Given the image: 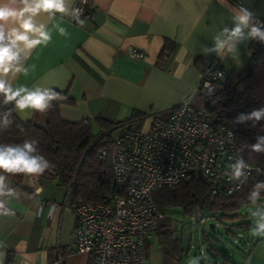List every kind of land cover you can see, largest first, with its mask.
Masks as SVG:
<instances>
[{"label":"crops","instance_id":"obj_1","mask_svg":"<svg viewBox=\"0 0 264 264\" xmlns=\"http://www.w3.org/2000/svg\"><path fill=\"white\" fill-rule=\"evenodd\" d=\"M87 2L85 26L65 22L62 26L70 35L63 37L54 31L52 43L34 50L27 61L29 66L35 65L29 76L18 78L21 84L41 83L66 90L74 103L61 104L59 113L69 121L92 122L101 117L117 123L136 112L148 116L167 111L195 86L202 62L218 57L205 54L203 47L212 46V37L224 25L232 26L227 3H243L264 21V0ZM250 43L240 45L236 59L218 57L226 74L248 64ZM131 47L142 56L129 57L126 49ZM193 103L204 106L199 98ZM16 116L21 121L44 122L40 113ZM24 181L30 192L16 188L20 198L9 204L15 216L0 217L3 264H7L9 252V264H86L88 255L74 248L72 201L67 190L55 179L39 177L30 182L25 177ZM37 188L42 191L37 193ZM181 253L180 246L177 251H164L153 233L145 243L143 264H181ZM239 259L236 264H264V238L244 246Z\"/></svg>","mask_w":264,"mask_h":264},{"label":"built area","instance_id":"obj_2","mask_svg":"<svg viewBox=\"0 0 264 264\" xmlns=\"http://www.w3.org/2000/svg\"><path fill=\"white\" fill-rule=\"evenodd\" d=\"M76 6L83 8V19L87 0H77ZM126 53L131 58L142 56L132 47ZM225 74L221 59L210 58L195 86L177 105L151 113L140 127H116L117 134L100 149L101 158L108 159L112 168L105 197H78L70 207L74 248L88 255L86 264H143L145 243L166 217V210L153 199L158 188L196 179L209 184L217 198L232 197L244 185L237 189L223 173L238 155L252 165L253 175L255 166L238 150L232 129L214 125L203 107L193 103L194 98L204 104L212 100ZM187 219L189 225H204L208 216L196 208Z\"/></svg>","mask_w":264,"mask_h":264},{"label":"trees","instance_id":"obj_3","mask_svg":"<svg viewBox=\"0 0 264 264\" xmlns=\"http://www.w3.org/2000/svg\"><path fill=\"white\" fill-rule=\"evenodd\" d=\"M249 51L248 64L239 71L225 74L213 99L203 106L214 125H225L232 129L238 150L254 164L255 170L248 184L232 197L217 198L211 193L209 184L196 179H184L173 186H162L155 190L153 199L159 209L180 207L184 214H188L198 208L205 214L218 213L220 218L233 221L238 218L240 206L247 203V193L254 179L264 180V154L251 153L246 147L256 142L257 135H264V121H260L256 127H252L251 121L235 123L239 114L264 107V44L251 41ZM196 61L198 64L199 60ZM206 63L202 62L199 68L202 69ZM55 90L64 99L53 101L54 107L42 114V124L33 119L21 121L14 114L15 122L8 131L0 134V142L19 143L27 138L35 139L40 152L54 165L40 176L41 179H55L60 187L67 190L72 202L78 197L101 200L112 179V168L108 159L101 158L100 149L109 144L117 126L133 124L140 127L147 114L136 112L129 119L117 123L97 117L93 123L99 131L94 133L92 122L88 119L69 121L60 116L59 106L71 105L74 101L66 90ZM24 178L22 175L10 177L13 187L30 192ZM237 225L246 228L251 226L249 222H239ZM154 233L164 251L178 250V239L173 236L167 218L158 222ZM10 259L9 252L7 264Z\"/></svg>","mask_w":264,"mask_h":264},{"label":"clouds","instance_id":"obj_4","mask_svg":"<svg viewBox=\"0 0 264 264\" xmlns=\"http://www.w3.org/2000/svg\"><path fill=\"white\" fill-rule=\"evenodd\" d=\"M77 0H0V134L8 131L14 121V114L30 117L44 114L54 107L53 101L64 99L55 88L41 83L31 86L18 83L20 76L28 77L30 67L27 61L34 50L46 48L53 41V32L60 36L70 35L65 22H74L83 28V8L76 6ZM231 27L224 25L212 37V46L203 47L205 54L215 53L221 59L239 57V47L248 41L264 44V21L245 7L243 3L232 6L227 3ZM210 88V85H209ZM251 121L252 127L264 121V107L241 113L235 123ZM256 142L247 144L251 153L264 154V135H257ZM54 167L52 162L38 148V141L27 138L22 142H0V217L15 216L9 206L20 198L10 177L22 175L34 182ZM252 165L243 156H236L228 164L223 175L234 183L237 189L246 185L251 176ZM254 179V178H253ZM37 193L42 191L36 189ZM264 180H256L247 193V202L255 206L250 209L253 227L249 234L253 238H264ZM3 244L0 242V247ZM202 256L190 257L188 264H200ZM0 264H3L0 259Z\"/></svg>","mask_w":264,"mask_h":264},{"label":"rangeland","instance_id":"obj_5","mask_svg":"<svg viewBox=\"0 0 264 264\" xmlns=\"http://www.w3.org/2000/svg\"><path fill=\"white\" fill-rule=\"evenodd\" d=\"M204 103V101H203ZM92 121V131L97 133L99 129ZM144 125V124H143ZM117 133L114 130L112 136ZM261 204H264L262 196ZM255 206L248 202L244 203L237 210L238 218L235 220H224L218 213H206L208 220L204 225H189L187 214H184L180 207H170L166 209V217L173 236L178 239L183 254L180 258L181 264H188L190 257L202 256L205 264H236L240 262L239 256L244 246H250L251 241L256 240L249 232L253 227V218L250 216V209ZM239 222H249L250 227L238 226ZM209 224L214 225V231L209 230ZM151 240H153L151 238ZM206 247H211L216 253L211 258L205 251ZM187 250V254L184 252Z\"/></svg>","mask_w":264,"mask_h":264},{"label":"water","instance_id":"obj_6","mask_svg":"<svg viewBox=\"0 0 264 264\" xmlns=\"http://www.w3.org/2000/svg\"><path fill=\"white\" fill-rule=\"evenodd\" d=\"M209 230L214 231V225L213 224H209ZM205 251L209 254V256L211 258H214L216 256V253L215 252H212L209 247H206L205 248ZM200 264H204L203 259H201Z\"/></svg>","mask_w":264,"mask_h":264}]
</instances>
